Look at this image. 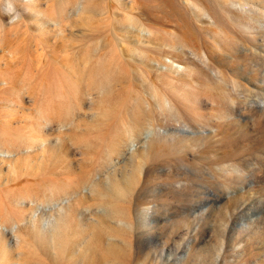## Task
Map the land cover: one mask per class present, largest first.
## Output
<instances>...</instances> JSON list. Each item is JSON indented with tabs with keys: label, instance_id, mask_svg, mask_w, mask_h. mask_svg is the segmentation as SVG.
Masks as SVG:
<instances>
[{
	"label": "rangeland",
	"instance_id": "1",
	"mask_svg": "<svg viewBox=\"0 0 264 264\" xmlns=\"http://www.w3.org/2000/svg\"><path fill=\"white\" fill-rule=\"evenodd\" d=\"M11 2L0 144L39 146L0 155L2 217L22 194L92 184L59 237L41 223L56 208L6 234L10 264H264V0ZM133 124L153 133L106 166Z\"/></svg>",
	"mask_w": 264,
	"mask_h": 264
},
{
	"label": "bare ground",
	"instance_id": "2",
	"mask_svg": "<svg viewBox=\"0 0 264 264\" xmlns=\"http://www.w3.org/2000/svg\"><path fill=\"white\" fill-rule=\"evenodd\" d=\"M105 76L103 78H105ZM101 86H102V84H101ZM103 88H106V87H103ZM59 121H60V119H59ZM45 122L47 123V120ZM48 122H50V121H48ZM61 126H64V124H62ZM143 129H144V127L142 125H137V124H133L132 126H130V128L125 129L124 130V134L122 135L123 137L120 138L116 142V144L112 147L111 152L108 155L109 158L108 157L106 158V166H110L112 164V162H114L113 161L114 157L115 158H123L126 155L128 156V154L130 153V149H131V147H133L134 144L137 145V144L141 143L142 137H145L144 139H146L148 137V133L149 134L153 133V131L152 132L150 131L151 133L148 132V133L144 134L143 133ZM128 130H130V131H128ZM42 143H44V142L42 141L41 144ZM37 146H39L38 143H35V141H33V140L32 141H25V142L21 143L18 147H14V145H5L3 143V144H0V155L1 154H15V155H17V154H19V153H21L23 151L34 150L35 148H37ZM1 161L7 162V163L9 162V161L3 160L0 157V162ZM104 168H105V166H104ZM45 174H46L45 177L49 174V175H51L50 177H52V176L55 177V178L57 177L58 180H59V178L61 179V177L65 178V177L71 176L70 170L67 168L66 165L62 166V171H55V170L51 169V171H49L48 174L47 173H45ZM40 176L42 177V175H40ZM43 177H44V175H43ZM84 178L82 179V181L80 179L81 182L77 181L78 182L77 184H73V185L68 186V187H66V186L65 187H61V189H58L56 191L50 190L51 194L49 195V197H47L45 199L42 198V197L36 196V195L35 196L30 195V194H25V195L22 194V195H20L16 200H14V202H11L13 204L12 205L13 209H17V210L18 209H22L20 214H18L17 216L10 217L8 214L4 213L5 216H6V219H3V217H2L3 213L1 214V211H0V242H1V240H2V242H4L3 244H4L5 251L3 252V254H4L3 257H4V259L6 260L7 263L10 264V259L7 257L8 256L7 251H6L7 242L3 241L5 235L9 234V235H11L12 239L17 240L18 239V235L14 234L15 233V231H14L15 227H17V225H19L21 223H24V222L25 223L27 222V223L30 224L31 221L34 219L35 211L42 209L43 212H47V211H49V209L56 208V213L53 212V213H49L48 215H45V216L43 215L41 217V220H42L41 223L42 222L46 223V227L48 229H52V232L55 233V235L57 234L58 237L60 236V234H64L65 233L66 228L68 227L67 226L68 225L67 221H68V219H70V217H72L70 215L71 211L68 210L70 208V206L67 205V203H69V201H71L73 199H76L78 196H80L81 195L80 193L82 192V188L83 187L85 188V186H88V185L92 184V182H90L92 180H89L88 176H87V179H84ZM54 180H56V179H54ZM60 184H58V186H60ZM92 186L93 185H91L90 188ZM92 189H93V187H92ZM26 205H27V207H25ZM64 205H66V208H64ZM77 205H78V203H77ZM78 206H80V205H78ZM2 209L3 208H1V210ZM102 214L105 217L110 218V219H118V217L121 214H123V213L116 206H112V207L110 206V208H105L103 210ZM52 218H54L53 221H52ZM112 231H114V230H112ZM125 235H127V234H125ZM128 237H130V235H128ZM154 237H155V235H154ZM91 248H92V243L89 242L88 247L80 255L81 256L85 255V256L91 258L90 260H94L95 256H93ZM94 252H95V250H94Z\"/></svg>",
	"mask_w": 264,
	"mask_h": 264
},
{
	"label": "clouds",
	"instance_id": "3",
	"mask_svg": "<svg viewBox=\"0 0 264 264\" xmlns=\"http://www.w3.org/2000/svg\"><path fill=\"white\" fill-rule=\"evenodd\" d=\"M6 4V14L11 15L15 11L11 0H6ZM13 19H15V17H13Z\"/></svg>",
	"mask_w": 264,
	"mask_h": 264
}]
</instances>
